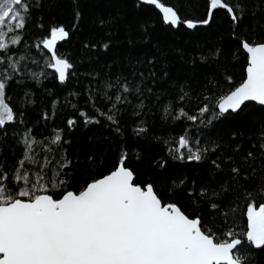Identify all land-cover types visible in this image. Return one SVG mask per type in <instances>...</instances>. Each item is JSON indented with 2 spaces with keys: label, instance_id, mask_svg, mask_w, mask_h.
<instances>
[{
  "label": "snow or ice",
  "instance_id": "obj_1",
  "mask_svg": "<svg viewBox=\"0 0 264 264\" xmlns=\"http://www.w3.org/2000/svg\"><path fill=\"white\" fill-rule=\"evenodd\" d=\"M62 2L0 0V264H256L264 0H118L88 33L81 0L67 23L56 17ZM221 25L231 60L223 33L187 48L154 37ZM120 43L127 51L112 55ZM177 60L213 71L193 83L174 74ZM157 119L191 123L169 136ZM223 121L235 122L227 139L205 135ZM89 129L100 135L81 155L75 138ZM10 134L18 154L4 149ZM146 142L158 151L142 171Z\"/></svg>",
  "mask_w": 264,
  "mask_h": 264
},
{
  "label": "trees",
  "instance_id": "obj_2",
  "mask_svg": "<svg viewBox=\"0 0 264 264\" xmlns=\"http://www.w3.org/2000/svg\"><path fill=\"white\" fill-rule=\"evenodd\" d=\"M118 4V0H111V3H106L105 0H81V5L84 9L85 13V19L83 22V32L88 33L91 31H96L94 25L91 23V18L96 14L101 15H107L108 13H114L116 11ZM71 0H63L62 7L58 8L56 10V17L59 20H62L64 22H69L71 17ZM126 23H135L134 19L131 17V15L127 16L125 18ZM124 32V24H120V36L123 35ZM218 33H223L224 39H223V45H224V52L225 55L228 56V50H229V41H228V35H227V26L221 25L216 30H210L206 33H202L198 37L194 38H186V37H178L173 38L167 35H163L160 33L159 30H157L154 33L155 38L161 39L164 43H174L176 45L182 46V47H191L192 41L195 40L198 43H207V44H215L218 43ZM68 48L78 47V40H73L70 42V44L67 46ZM127 51V45L120 43L117 45L116 48L113 49L112 55L122 56ZM228 59L231 60L232 58L228 56ZM234 62V61H233ZM213 71V68L211 66L206 67H198L195 70L191 69L189 66L184 65L179 60H177L175 67L173 68V72L176 75H179L183 77L184 75L191 73L192 74V80L193 83L197 81L198 78H200L201 74L204 72H211ZM235 73H236V79H240V66L239 64L235 67ZM39 95V93L37 94ZM38 104H42L41 101H38ZM151 122V121H150ZM191 122L183 121V122H177L172 126L168 125H162L160 120L157 119L154 128L158 130L157 134H161L159 130L162 127H170L173 128L174 131H169L168 135L171 136L173 134L178 135L184 128L185 124H190ZM235 122L233 121H223V122H217L212 127H208L205 129V135L211 134L212 137H223L224 139H227L229 136L230 131L232 130L233 125ZM243 126L245 128H251L254 127L252 118H249L245 121H243ZM100 135L99 129H89L83 132H80L76 136V142L80 146L81 155H83L84 152L92 151L94 150V145L97 144L96 137ZM89 137H92V143L89 142ZM3 138H0V142H2ZM9 148H11L13 151L19 153V149L15 147V142L11 137V134L9 135L7 145L4 146L5 151H7ZM144 152H143V158L141 162L137 165L141 170H147V167L149 165L150 157H152L157 151L158 148L155 147L152 144L144 143L143 145ZM160 176V183L159 186L161 188V192L163 193L164 188L166 186V182L169 179L170 173L161 172L158 173ZM256 264H264V252H257L256 253Z\"/></svg>",
  "mask_w": 264,
  "mask_h": 264
}]
</instances>
